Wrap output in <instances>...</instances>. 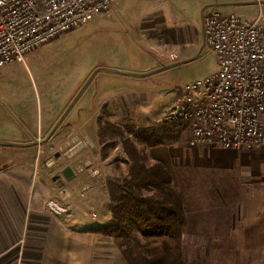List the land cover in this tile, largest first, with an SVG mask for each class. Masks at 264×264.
<instances>
[{
    "label": "rangeland",
    "instance_id": "obj_1",
    "mask_svg": "<svg viewBox=\"0 0 264 264\" xmlns=\"http://www.w3.org/2000/svg\"><path fill=\"white\" fill-rule=\"evenodd\" d=\"M198 1L119 0L110 13L98 14L93 21L38 47L26 55L25 62L0 66V137L1 132L18 129L20 122L35 130L37 119L66 107L64 119L71 104L88 109L87 123L79 119L74 124L72 145L60 151L70 155L52 166V170L65 165L79 169L72 183L63 186L70 190L66 199L74 208L75 227L111 223L106 179L123 178L129 172L130 160L121 144L107 158L101 156L98 118L121 126L162 123L163 118L156 116L172 107L181 88L216 69V56L204 41L203 14L211 8L226 13L232 8ZM236 10L246 16L259 11L256 7ZM151 17H162L169 28H175V39L166 46L160 44L166 38L148 36L143 29V20L152 21ZM166 50L178 58L163 61L159 67ZM114 86L121 92L146 93L136 102L134 114L139 117L102 115L107 105L101 100ZM190 138L188 134L184 140L188 146ZM197 146L211 148L193 145ZM145 149L150 162L158 161L150 157L149 147ZM215 159L224 166H181L170 172L193 215L186 229V263L264 264V146L237 152L215 149ZM56 181V188H63ZM109 238L89 241L90 264H129Z\"/></svg>",
    "mask_w": 264,
    "mask_h": 264
},
{
    "label": "crops",
    "instance_id": "obj_2",
    "mask_svg": "<svg viewBox=\"0 0 264 264\" xmlns=\"http://www.w3.org/2000/svg\"><path fill=\"white\" fill-rule=\"evenodd\" d=\"M206 1L219 8H232L228 13L238 12L237 8L259 7L257 0ZM260 1L264 13V0ZM151 19L153 20L149 22L143 20V29L147 31L148 36L159 37L161 40L163 37L166 38V41L160 43L164 46L175 39L174 27L169 28L162 17ZM163 56L164 58L159 61V67H162L163 61L170 63L178 58L175 52L168 50L164 51ZM119 89L117 86L108 88L101 100L104 102L103 106L107 105L109 113L118 118L126 115H131L132 118L139 117L134 114L136 102L138 98H145L146 93L136 95L121 92ZM63 110L65 111L66 107L57 109L56 114L47 113L45 119L44 117L41 120L37 119L35 130L26 122H20L18 129L1 132L0 264H90L89 241L95 243L96 239L106 238L103 235L85 232L95 226H74L72 222L74 208L66 199L70 190L65 187L58 189L54 185L55 170H52L51 153H55L53 149L57 151L62 146L60 134L69 131L71 139L73 131H77L74 124L79 123V119L81 124L88 121V109L83 104L76 107L71 104V111L69 110V114L65 112L64 119ZM165 114L156 117L163 118ZM26 132L29 134L25 135ZM188 134L186 130L180 142L176 144L149 148L150 157L163 163L170 172H174V169L181 166L199 168L224 166L215 159V149L236 152L254 149H226L215 145H207L211 147L207 149L193 147L189 143L192 146L190 147L184 141ZM73 180L68 184L70 185ZM55 206L60 210L57 211ZM115 247L117 248L116 244Z\"/></svg>",
    "mask_w": 264,
    "mask_h": 264
},
{
    "label": "built area",
    "instance_id": "obj_3",
    "mask_svg": "<svg viewBox=\"0 0 264 264\" xmlns=\"http://www.w3.org/2000/svg\"><path fill=\"white\" fill-rule=\"evenodd\" d=\"M118 1L0 0V66L25 62L28 53L110 13ZM257 2L259 11L250 16L216 8L203 14L216 69L186 83L163 117L187 123L192 145L264 146V14Z\"/></svg>",
    "mask_w": 264,
    "mask_h": 264
},
{
    "label": "trees",
    "instance_id": "obj_4",
    "mask_svg": "<svg viewBox=\"0 0 264 264\" xmlns=\"http://www.w3.org/2000/svg\"><path fill=\"white\" fill-rule=\"evenodd\" d=\"M105 117L107 107L102 109ZM100 116L98 139L101 156L121 144L130 160L123 178L106 179L112 204L111 223L85 232L113 238L129 264H187L184 257L186 229L193 218L188 200L173 184L166 166L150 162L147 147L180 142L187 123H157L150 126H121Z\"/></svg>",
    "mask_w": 264,
    "mask_h": 264
},
{
    "label": "flooded vegetation",
    "instance_id": "obj_5",
    "mask_svg": "<svg viewBox=\"0 0 264 264\" xmlns=\"http://www.w3.org/2000/svg\"><path fill=\"white\" fill-rule=\"evenodd\" d=\"M68 132L69 131H66L63 135L60 134L61 135V139L60 140H61V145L62 146H61V148H60L59 151L57 150L53 154V157L54 158H53V161L51 163V165H53V166H54V164L56 163V161L58 159H61L63 156L64 157L67 156V153L66 154H62L60 151L66 152L68 150V148L71 146V144H70L71 142H69L70 141V136H69V133ZM66 166L67 165H65V166H63V167H61L59 169H55L56 171H55L54 177L58 176L56 182H57V184H58L59 187L65 186L66 183L70 182L72 179H75L77 177V169L76 168H73L75 170L76 175L70 181H68L66 179V177L64 176V174L62 173Z\"/></svg>",
    "mask_w": 264,
    "mask_h": 264
},
{
    "label": "water",
    "instance_id": "obj_6",
    "mask_svg": "<svg viewBox=\"0 0 264 264\" xmlns=\"http://www.w3.org/2000/svg\"><path fill=\"white\" fill-rule=\"evenodd\" d=\"M62 173L68 181H70L76 175L75 170L71 166H66ZM57 178L58 176L54 177L53 181H56Z\"/></svg>",
    "mask_w": 264,
    "mask_h": 264
}]
</instances>
